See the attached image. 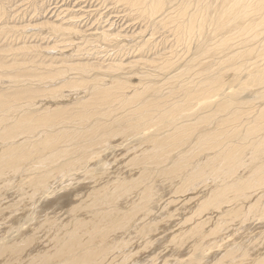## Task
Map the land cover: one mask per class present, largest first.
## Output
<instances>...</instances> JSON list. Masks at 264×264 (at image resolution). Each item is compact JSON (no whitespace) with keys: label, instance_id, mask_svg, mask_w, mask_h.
<instances>
[{"label":"bare ground","instance_id":"bare-ground-1","mask_svg":"<svg viewBox=\"0 0 264 264\" xmlns=\"http://www.w3.org/2000/svg\"><path fill=\"white\" fill-rule=\"evenodd\" d=\"M12 1L0 0L2 184L16 181L19 191L28 200H34L36 195H42L45 200L63 188L59 186L61 183L49 182V179L55 176L67 179L71 175L67 183H74V178L80 174L88 178L91 164L94 170L98 168L95 165L101 166L106 174L110 169L105 170V166L124 156L132 157L129 165L142 164L147 174L154 171V175L156 172L158 178L166 181L165 186L147 184L142 194L138 193V202L131 203L127 198L136 179L133 172L121 176L124 180L114 181L113 188L94 190L96 217L90 226L85 219L78 220L74 216L77 220L68 229L70 225H54L52 221L57 222L58 216L50 219L46 215L44 223H35L31 233L41 229L53 231L55 251L43 256L29 251V264H264V225L258 224L260 229H257L263 236H252L257 230L249 222L255 217L256 221L264 220V0L98 1L99 4L104 1L106 5L109 1L122 6L127 21H132L133 25V30L124 37L122 31L121 34L111 31V22L101 25L104 27L99 30L90 27L92 30L82 32L76 27V14L69 11L42 17L41 30L31 32L29 24L23 26L24 23L18 24L17 17H9L11 7L7 6ZM87 25L89 27L90 23ZM142 28L144 32L151 29V32L169 34V38H163L170 42L165 55L158 57L156 51L144 55L147 51L144 48V54L141 50L135 57L124 48ZM141 37H137L142 41L140 49L145 43ZM102 42L116 54L104 51ZM87 45L91 46L87 48ZM104 52L105 57L102 56ZM209 61L214 65L207 66ZM148 66L155 72L145 70ZM160 72L163 76L158 81ZM46 79L52 82H43ZM44 92L56 95L51 99H58V103L41 100ZM113 138L124 143H113ZM142 143L150 144L152 152ZM119 146L124 151H117ZM86 161L89 162L87 167ZM164 164L167 169L162 168ZM42 169L45 176L39 178ZM26 172H30L32 178L24 181ZM76 174L78 176H73ZM26 187V191L30 187L33 189L24 193ZM165 188L168 190L166 196L175 195L173 189L185 196V205L178 207L165 195L160 196ZM250 190L257 192L255 197L250 196ZM151 198L155 200L150 201ZM175 199L172 198L173 202ZM158 201L166 205L160 208L166 215L170 211L173 217L182 208L191 213L180 222V231L171 239L147 235L150 233L147 228L139 232L146 224V217L156 210L150 205ZM239 202L242 207L237 209ZM189 205L193 206L188 209ZM223 206L234 209L224 212ZM44 208L38 212L35 207L28 212V218L36 214L42 216L47 211ZM232 217H242L240 231L243 236H227L233 242L228 245L219 235L228 234L226 230ZM196 218L205 219L196 222ZM152 220L151 225L157 221L156 218ZM31 233L30 236L29 233L28 236L21 234L19 244L31 242ZM123 233H127V238H123ZM82 236H87L86 241ZM5 240L2 236L0 256L6 258L10 253L5 264H17L23 248L15 242L4 243ZM149 249L151 254L146 255L148 252L144 251ZM212 250L218 253L222 250L221 256H211ZM206 251L211 255L201 256ZM187 255L190 256L184 258Z\"/></svg>","mask_w":264,"mask_h":264},{"label":"rangeland","instance_id":"rangeland-1","mask_svg":"<svg viewBox=\"0 0 264 264\" xmlns=\"http://www.w3.org/2000/svg\"><path fill=\"white\" fill-rule=\"evenodd\" d=\"M35 2V4H34V2ZM40 3H38V2ZM46 0H14V1H12V2H10V4H8V6L7 7H11V9H10V11H11V16H9V17H14L15 16V18L17 17V19H16V21H18L17 23L18 24H23V26L24 25H28L30 28H31V32H39L41 29H40V26L42 25V24H40V23H44L41 19H42V17H44L45 18V16L46 17H48L49 16V14L51 15V14H54V13H56V12H60V11H69V12H72V13H75L76 14V17H75V23H76V27L80 30H82V32H85L86 30L85 29H89L90 27L91 28H94V29H100V28H102V27H104V26H102L101 27V25H108V24H110V22H111V24L113 25L112 26V30L111 31H115L116 33H119V34H121V31H122V34H121V36L123 35V37L127 34V32H130L131 30H133V28H132V21H127V17H126V13L124 12V10H123V8H122V6L121 5H115V3H110L109 1H107L106 2V5H105V2L104 1H102L101 2V4H99V2H100V0H74V1H72V0H61V2H60V0H47L46 2H45ZM52 1V3H50V2ZM62 1H63V3H62ZM90 1V2H89ZM99 1V2H98ZM32 2H33V4H32ZM45 2V3H44ZM54 2V3H53ZM57 2V3H56ZM81 2V3H80ZM56 3V4H55ZM60 3H62V4H60ZM66 3V4H65ZM93 3V4H92ZM36 4L37 5H39V6H36ZM13 5V6H12ZM48 5V6H47ZM56 5V6H55ZM68 5V6H67ZM74 5V6H73ZM81 5V6H80ZM88 5V6H87ZM42 6V7H41ZM48 8H47V7ZM52 6V7H51ZM61 6V7H60ZM70 6H71V8H70ZM85 6V7H84ZM86 6H87V8H86ZM107 6V7H106ZM109 6H111V7H109ZM19 7V8H18ZM33 7V8H32ZM38 7V8H37ZM40 7V8H39ZM64 9H63V8ZM68 7V8H67ZM83 7V10L81 9ZM93 7H94V9H93ZM107 8V9H103V8ZM114 7V8H113ZM78 8V9H77ZM110 8V9H109ZM120 8V9H119ZM48 9H50L49 11H48ZM59 9V10H58ZM73 9V10H72ZM75 9V10H74ZM80 9V10H79ZM86 9V10H85ZM98 9V10H97ZM109 9V10H108ZM119 9V10H118ZM27 10V11H26ZM53 10H56V11H53ZM90 12H89V11ZM104 10V11H103ZM108 10V12H106ZM114 10V11H113ZM16 11V12H15ZM43 11V12H42ZM83 11H86V12H83ZM93 11V12H92ZM100 11V12H99ZM102 11H103V13H102ZM15 12V13H14ZM83 12V15L85 16H83L81 13ZM110 12V13H109ZM25 13H26V15L28 16H26L25 15ZM45 13H47V14H45ZM87 13V14H86ZM91 13V15H88V14H90ZM93 13V14H92ZM99 15H98V14ZM101 13H102V15H101ZM108 13V14H107ZM116 13V14H115ZM118 13V14H117ZM15 14V15H14ZM17 14V15H16ZM39 14V15H38ZM79 14V15H78ZM111 14H115L114 16L113 15H111ZM124 14V15H123ZM78 15V16H77ZM101 15V16H100ZM19 16V17H18ZM95 16V17H94ZM109 16H111L110 18H109ZM34 17V18H33ZM92 17V18H91ZM119 17V18H118ZM126 19H125V18ZM83 18H87V19H83ZM95 18V19H94ZM105 18H107V19H105ZM118 18V19H117ZM21 19H22V21H21ZM35 20V22H34V20ZM40 19V21H38ZM83 19V20H82ZM89 19V20H88ZM91 19V20H90ZM105 19V20H104ZM109 19V20H108ZM121 19H123V20H121ZM21 22H20V21ZM77 20H79L82 24H80V22L79 21H77ZM97 20V21H96ZM104 20V21H103ZM24 21H26V22H24ZM84 21V22H83ZM91 21H93V22H91ZM101 21H103V22H101ZM32 22H34L33 23V25L32 24H30V23H32ZM38 22V23H37ZM99 22V23H98ZM107 22V23H106ZM131 22V23H130ZM90 23V25H89V27H88V25L87 24H89ZM115 23H116V27H115ZM127 23V24H126ZM135 23H138L137 21L135 22ZM94 24V25H93ZM119 24V25H118ZM124 24V25H123ZM139 24V23H138ZM31 25V26H30ZM98 25H99V27H98ZM35 26V27H34ZM39 26V27H38ZM83 28H82V27ZM93 26V27H92ZM128 26V27H127ZM85 27V28H84ZM87 27V28H86ZM115 27V28H114ZM120 27V28H119ZM122 27V28H121ZM127 27V28H126ZM90 28V29H91ZM126 30H125V29ZM36 29V30H35ZM98 29V30H99ZM130 29V30H129ZM33 30V31H32ZM92 30V29H91ZM143 30V31H142ZM142 30L141 29H139L138 31H136L134 34H133V36L135 37V38H133L132 39V41H130L129 43H130V45H129V43H127L128 44V46L126 47H124V48H127V50H130L132 53H134V56L136 57L137 56V53H139V52H141V50H142V52H143V54H144V51L145 50H147V51H149V48H151V50L149 51V52H147V51H145V54L144 55H152L153 54V52H157L158 53V57L159 56H161V55H165V52H166V50H167V48L169 47V45H170V42H167L165 39H163V38H169V34H165L164 32V34H162L161 32H151V29H147L145 32H144V29L142 28ZM42 31H44V29H42ZM119 31V32H118ZM148 31V32H147ZM92 32H94V31H92ZM144 32V33H143ZM126 33V34H125ZM141 33V34H140ZM152 36H150V35ZM154 34H156V35H154ZM148 35L150 36L149 38H148ZM161 35V36H160ZM141 37L142 39L144 38V40H145V43H144V47H141V49H140V45L142 44V41H138V39L139 38H137V37ZM144 36V37H143ZM147 36V37H146ZM154 36V37H153ZM163 36V37H162ZM137 38V39H136ZM146 38V39H145ZM154 38V39H153ZM159 38V39H158ZM160 39H161V41H160ZM133 40H134V42H133ZM141 40V39H140ZM148 40V41H147ZM150 40V41H149ZM157 40V41H156ZM147 41V42H146ZM149 42V44L148 45H146L147 43ZM152 42H157V43H152ZM134 43H136V44H138V47L137 46H135L136 44H134ZM159 43V44H158ZM161 43H163V44H161ZM169 43V44H168ZM102 44H104V46H102L103 47V49H104V51H106V52H109L110 54H116V52H115V50H113V49H110V48H108V47H106V43H103L102 42ZM126 44V43H125ZM157 44V45H156ZM89 46H91V45H87V48H89ZM131 46V47H130ZM132 46H134V47H132ZM162 46V47H161ZM163 46H164V48H163ZM166 46V47H165ZM129 47V48H128ZM155 47V48H154ZM162 49H161V48ZM144 48H147V49H145L144 50ZM157 49V50H156ZM108 50V51H107ZM113 50V51H112ZM161 50H163L162 52H161ZM111 51V52H110ZM134 51V52H133ZM106 52H104L103 54H102V56L103 57H105V55H106ZM161 54H160V53ZM154 58H156V57H152V59H154ZM114 60H116V59H114ZM114 60H112V61H114ZM127 60V59H126ZM139 60V59H138ZM137 60V61H138ZM146 60H148V59H146ZM124 61H125V59H124ZM130 60H127V62H129ZM126 62V63H127ZM139 62H141V58H140V60H139ZM138 62V63H139ZM140 64V63H139ZM211 64V65H210ZM212 65H214V64H212V62L211 61H209L208 62V64H207V66H212ZM136 67L138 66L139 67V65L136 63V65H135ZM182 66V65H181ZM137 67V68H138ZM141 68H142V66H141ZM146 69L145 70H148V72H155L154 70H152V69H150L149 68V66L148 67H145ZM215 68V67H214ZM155 69V68H154ZM233 75H235L234 73H232V76ZM162 76H163V73H159V78H158V81H159V79L160 78H162ZM228 76H231L230 74L228 75ZM132 77V76H131ZM200 77V76H199ZM241 77H244V75H242ZM202 78V77H201ZM157 79V78H156ZM48 82V81H51L52 82V79H46V80H44L43 82ZM133 84H135V82H132ZM165 92H168L167 90H165ZM42 94H44L43 95V97H42V99L41 100H43V99H45V103L47 102V103H50V102H56V103H58V99H51V97H55L56 95H54V94H51V93H47V92H44V93H42ZM181 99H183V97L181 96L180 97ZM59 103H61V102H59ZM50 111H52V109L50 110ZM25 136V135H24ZM29 137H32L31 135L29 136ZM33 140V138L32 139H30V142H33L32 141ZM111 141L113 142V143H117V144H121L122 142L124 143V141H122V140H120V139H118V138H113V139H111ZM143 144V143H142ZM141 144V145H142ZM32 145H33V143H32ZM32 145L30 146V148L28 149L29 151L31 150V147H32ZM150 145V144H149ZM149 145H146V144H143L142 146L144 147L145 146V148L146 149H149V151H151L152 152V150L153 149H151V147L149 146ZM150 147V148H149ZM117 151H124L123 150V147L122 146H119L118 148H117ZM160 151V150H159ZM159 151H157V152H159ZM125 158V160L124 159H120L122 162H119L120 160L118 159V161H116L115 163L113 162V163H111V164H108V165H106L105 166V170H109L106 174H104V172H102L103 171V168L100 166V168H101V170H100V168H99V166H96L95 165V168H97L96 170H94V164H91V166L89 167V170H90V172H91V174L94 172L95 173V176H94V173L91 175L90 173H89V176H91V177H89L88 176V178H86V177H81L82 175L80 174H78V172H77V174L79 175H73V176H78V178L77 177H73L72 176V178H74V181L76 182H70V183H67V180L70 178V176L71 175H69L68 176V178L67 179H56V176H55V179H49L48 181L49 182H52L53 180L54 181H57V182H59V183H61L59 186L60 187H63L62 189H60L59 191L57 190V192L56 193H54L51 197L49 196L47 199H45L44 200V198L42 197V195H36L34 198L36 199H32V200H28V198H27V196L26 195H24V194H21V192L19 191V183L18 182H13V183H10L9 185H3L2 184V182H1V180H0V186L1 187H3L2 189H1V187H0V216L3 218V220H2V218L0 219V231H1V233H0V240H1V238H2V236L5 238L6 237V240H5V242L4 243H11V244H13V242H15L16 243V245L18 246V247H21V251H22V256H21V258H20V260L18 261V263L17 264H29V260H30V253L31 252H33L32 254H36V255H38V254H41V256H43L44 254H47V253H53L54 251H55V247H54V243H53V235H52V233H53V231L51 232V231H48L47 229H44V230H40L39 232H36V233H38V236H37V234L36 233H31V230H32V232L35 230V226H36V224H38V223H44V221L47 219V216L51 219L52 217L54 218H56V216H58L57 218H58V221L57 222H54V221H52L53 223H54V225H56V226H61V225H63L62 227H64L65 225H70L71 227H68V229L69 228H72L73 227V223H74V221H76L77 219L78 220H83V219H85L86 220V223L90 226L91 224H93V222H94V218L96 217H94V204H93V202H94V198H92L93 196H94V194H92V193H94L96 190H100L101 191V189H103V188H113V187H115L116 185V183L114 182V181H117V179L119 180V179H122V180H124L125 178L124 177H121V176H124L125 174H127V175H130L132 172L134 173L133 174V177L135 176L136 177V179L139 181H136V179L135 180H133V182H132V184H131V186H133V187H131L130 189H132V190H128L130 193H129V197L127 198L128 200H129V202L131 203V202H138V201H136L137 199L136 198H139V196H138V193L140 192L141 194H142V191H143V187L145 186V188H146V186H147V184H150L151 186H153L155 183H159V184H162L163 186H165L166 185V181H165V179H163V178H161V177H157V174H156V172H155V175L153 174L154 173V171H152L151 173H149V174H147L146 173V171H144V169H143V165L142 164H139V165H129V161L131 160L130 158H132V157H128V156H124ZM264 159V158H263ZM65 160V158L63 157L62 158V161H64ZM100 161V160H99ZM99 161H97V162H99ZM125 161V162H124ZM33 162V161H32ZM23 163H24V161H23ZM35 163V162H34ZM36 164V163H35ZM86 167L87 166H89V162H87L86 161ZM117 164H119V165H117ZM121 164V165H120ZM127 164V165H126ZM114 165V166H113ZM116 165V166H115ZM129 165V166H128ZM110 166H111V168H110ZM120 166V167H119ZM125 166V167H124ZM129 167V169L131 168V170H129V169H126V167ZM113 167H115V169L113 168ZM124 167V168H123ZM162 168H166L167 169V165L166 164H164V166H162ZM44 169L45 170H47L45 167H44ZM44 169H42L41 171H40V173H39V178H42L43 176H45V173H44ZM113 169V170H112ZM118 169V170H117ZM120 169V170H119ZM123 169V170H122ZM33 170V169H32ZM92 170H93V172H92ZM117 170V171H116ZM125 170H126V172H125ZM137 170H138V172H137ZM96 171V172H95ZM36 172H39V171H36ZM112 172H113V175H112ZM119 172V173H118ZM128 172V173H127ZM130 172V173H129ZM137 172V173H136ZM122 173H124V174H122ZM103 174V175H102ZM109 174V175H108ZM116 174V175H115ZM119 174V175H118ZM141 175V178L139 177V175ZM183 174H186V173H183ZM31 174H30V172H26L25 174H24V176H23V178H24V181H25V179L27 178V180H29V179H31L32 177L30 176ZM116 176V177H115ZM138 176V177H137ZM153 178H152V177ZM156 176V177H155ZM99 177H100V179H99ZM103 177V178H102ZM104 177H107V178H105L104 179ZM109 177H110V180H109ZM115 178L114 180L112 179V178ZM120 177V178H119ZM129 177V179L130 178H132L131 176H128ZM143 177V178H142ZM146 177H149V180H147L148 178H146ZM76 178H77V180H76ZM95 178V179H94ZM103 180H102V179ZM124 178V179H123ZM80 179V180H79ZM97 179H99V180H97ZM60 180H62V181H60ZM63 180H66V181H63ZM79 180V181H78ZM84 180V181H83ZM151 180V181H150ZM156 180H157V182H156ZM80 181H82V182H80ZM88 181V182H87ZM101 181V182H100ZM104 181H106L105 183H104ZM143 181V182H142ZM145 181V182H144ZM146 181H148V182H146ZM150 181V182H149ZM165 181V182H164ZM67 184H66V183ZM77 182H79V183H77ZM89 182H90V184H89ZM97 182H98V184H97ZM104 184H103V183ZM109 182V183H108ZM114 182V183H113ZM137 182V183H136ZM81 183V184H80ZM101 183V184H100ZM112 183H113V185H112ZM137 184L136 186H135V184ZM139 183V184H138ZM45 184V183H44ZM63 184H64V186L65 187H68V188H65L64 186H63ZM77 184V185H76ZM84 184V185H83ZM100 184V185H99ZM109 184H110V186L111 187H109ZM141 184V185H140ZM12 185H14L13 186V188H10V187H12ZM16 185V186H15ZM72 185V186H71ZM98 185V186H97ZM140 185V186H139ZM184 186V185H181V184H178L177 186ZM80 186V187H79ZM103 186V187H102ZM177 186H174V187H176L177 188ZM54 187H58V186H56V185H54ZM100 187H101V189H100ZM137 187V188H136ZM202 187V186H201ZM200 187V188H201ZM16 188V189H15ZM33 189V187H30V188H28V190L26 191V189H27V187L25 188V191H24V193H29V192H31V190L30 189ZM135 188V189H134ZM211 188H213V186L211 187ZM11 189V190H10ZM18 189V190H17ZM64 189V190H63ZM75 189V190H74ZM137 189H138V191H137ZM5 190V191H4ZM95 190V191H94ZM141 190V191H140ZM174 191H175V195H172V196H166V194H167V188H165L164 189V191H162L163 193L160 195V196H163V195H165V197L166 198H169V200H170V202L171 203H173V205H176V206H178V207H183V205H185V202H187L186 201V197L184 196L183 197V195H181V194H179L177 191H176V189H173ZM7 191H8V193H7ZM10 191V192H9ZM61 191H63V192H61ZM66 191V193H64ZM74 191V192H73ZM94 191V192H93ZM166 191V192H165ZM5 192V193H4ZM58 192L59 193H61V195L60 194H58ZM70 192V194H68ZM13 193V194H12ZM18 193V194H17ZM19 193H20V195H19ZM62 193H64V194H62ZM90 193V195L88 196V194ZM248 193L250 194V196L252 195V197L254 196V195H256L257 194V192H255V191H252V190H250V191H248ZM8 194V195H7ZM15 194H17V196L19 197H17ZM136 194V195H135ZM132 195V196H131ZM6 196V197H5ZM12 196V197H11ZM15 196V197H14ZM24 196V197H23ZM42 198H41V197ZM143 196V195H142ZM23 197V198H22ZM255 197V196H254ZM14 198V199H13ZM21 198V200H19ZM38 198H39V201H38ZM172 198L174 199V198H176L175 200H174V202H173V200H172ZM183 198H185V199H183ZM3 199V201H1ZM80 199V200H79ZM90 199V200H89ZM93 199V200H92ZM44 200V201H43ZM56 200H57V203H56ZM153 200H155L154 198H151V200L150 201H153ZM179 200V201H178ZM8 203H7V202ZM12 201V202H11ZM29 201V202H28ZM43 201V202H42ZM77 201V202H76ZM90 201V202H89ZM92 201V202H91ZM2 202V203H1ZM16 202V203H15ZM35 202V203H34ZM40 202V203H39ZM169 202V201H168ZM183 202V203H182ZM5 203H7L6 205L7 206H5ZM29 205H28V204ZM46 203V204H45ZM50 203H52L53 204V206H51V204ZM164 202L163 201H158V202H154L153 204H151L150 206L153 208V209H156L153 213H152V215L151 216H148V217H146V219L144 220V222L146 223V224H143L141 227H140V229L141 230H139V232L140 231H145V229H146V231L147 232H150V233H148L147 235H150V236H153V235H151V234H154V236H163V237H168L169 239H171L172 238V235L174 236L175 234H177L180 230V222L183 220V219H185V217H187L189 214H191V213H187V212H185L184 210H183V208L182 209H180L178 212H177V214H179V216H177V214L176 215H174L173 217L170 215V211H168L167 212V215H166V211L165 210H161L160 208H162V207H164V206H166V205H162ZM167 203V201H165V204ZM4 205L3 207H2V205ZM17 204V205H16ZM20 204V205H19ZM40 205V206H38V205ZM48 204H50L49 206H48V208H47V205ZM81 204V205H80ZM14 207H13V206ZM18 206V207H17ZM29 208H27V207ZM31 206V207H30ZM54 206H56V207H54ZM88 206V207H87ZM193 205H189V206H187V208L189 209L190 207H192ZM17 209H16V208ZM24 207H26L25 208V211H23V209H24ZM36 207V209H38V212H40V210L39 209H42V207H45L44 208V210H46V208H47V211H45V213L44 214H42V216H39L38 214H36V216L34 215H32V216H30V218H28L29 217V213L28 212H31V210H33L34 208ZM54 207V208H53ZM226 207H228V206H223L222 208H224V212L225 211H228V210H233L234 208H233V206H232V208L231 209H229V208H226ZM242 207V202H239V204L236 206V208L237 209H239V208H241ZM19 208V209H18ZM33 208V209H32ZM7 209V210H6ZM15 209V210H14ZM49 209V210H48ZM81 209V211H79V210ZM11 210V211H10ZM13 210V211H12ZM29 210V211H28ZM35 210V209H34ZM70 210V211H69ZM195 210V209H194ZM194 210H191V211H194ZM10 211V212H9ZM17 211H19L18 213H17ZM72 211V212H71ZM74 211V212H73ZM183 211V212H182ZM223 211V210H222ZM2 212H5V213H2ZM15 212V213H14ZM44 212V211H43ZM70 212V213H69ZM156 212H159V213H156ZM14 214V215H13ZM74 214V215H73ZM161 214H162V216H163V218H161L162 216H161ZM216 214L217 213H215L214 215H213V218L216 216ZM8 215H10V216H8ZM38 215V216H37ZM47 215V216H46ZM166 215V216H165ZM12 216V217H11ZM74 216H76L77 217V219L75 218V219H73V217ZM184 216V217H183ZM236 215H234L233 217H235ZM11 217V218H10ZM46 217V218H45ZM151 217H152V219L154 220L155 218L157 219V221L156 222H158L157 224H155V223H152V225H151ZM155 217V218H154ZM168 217H171V218H168ZM182 217V218H181ZM232 217V220L229 222V224H228V229L226 230L227 232L226 233H228V234H222V235H219V236H223V239H224V242H226V244H230V243H233L232 241H230V240H232L231 239V237L230 238H228L227 236H243V234L241 233V231H240V229H242V225H241V223L243 222L242 221V217H241V219L239 218V217H237V218H233ZM26 218V219H25ZM36 220H34V219ZM37 218V219H36ZM60 218V219H59ZM148 218V219H147ZM150 218V219H149ZM207 218V217H206ZM224 218H226V214H225V216H224ZM223 218V219H224ZM30 219V220H29ZM205 218H203V219H200V218H196V222H198V221H200V220H204ZM24 220H27V221H24ZM31 220H33V221H31ZM54 220V219H53ZM60 220V221H59ZM71 220V221H70ZM152 220V221H153ZM194 220V222H195V218L193 219ZM238 220V221H237ZM240 220V221H239ZM257 219H256V217L254 218V219H252L251 221H249L250 222V224H252V227L255 229V230H257V229H260V225H258V224H263L264 225V220H258V221H256ZM3 221V222H2ZM170 221V222H169ZM245 221V220H244ZM25 222H27V223H25ZM38 222V223H37ZM68 222V223H67ZM72 222V223H71ZM143 222V223H144ZM31 223V224H30ZM36 223V224H35ZM169 223V224H168ZM235 223V224H234ZM240 225H239V224ZM11 224V225H10ZM34 224V225H33ZM163 224V225H162ZM232 224V225H231ZM238 224V225H237ZM3 227H2V226ZM10 225V226H9ZM31 225H33V227L31 226ZM155 225H156V227H155ZM262 225V226H263ZM158 226V227H157ZM162 226V227H161ZM240 226V227H239ZM255 226V227H254ZM19 227L21 228V229H19ZM151 227V228H150ZM153 227V228H152ZM247 227H248V224H247ZM23 228H25V229H23ZM155 228H156V230H155ZM158 228H160V229H158ZM162 228V229H161ZM9 229V230H8ZM13 229V230H12ZM17 229H19V231L17 230ZM135 229H137V228H135ZM144 229V230H143ZM12 230V231H11ZM152 230H154L155 232H156V234H155V232L154 231H152ZM8 231V232H7ZM20 231H21V233H20ZM136 231V230H135ZM151 231H152V233H151ZM230 231V232H229ZM17 232H19L18 234L20 235H18L17 234ZM41 232V233H40ZM161 232V233H160ZM174 232H176V233H174ZM256 232H258V233H256ZM25 233V234H24ZM29 233V234H28ZM30 233L31 234H33V240L31 241V242H29V243H31V245L28 243V244H19L20 243V240L22 239V236H30ZM136 233H138V232H136ZM250 233H251V231H250ZM14 234H16V235H14ZM21 234H24V235H22L21 236ZM28 234V235H27ZM2 235V236H1ZM17 235H18V237H17ZM43 235V236H42ZM179 235V234H178ZM225 235V236H224ZM251 235L252 236H263V233H260L258 230L257 231H254L253 233H251ZM14 236V237H13ZM122 236H123V238H127V233H123L122 234ZM8 237H9V239H8ZM11 237V238H10ZM48 237V238H47ZM63 237V236H62ZM15 238V239H14ZM64 238V237H63ZM82 238L83 239H85V241H86V239H87V236H82ZM227 238V239H226ZM20 239V240H19ZM235 239H236V237H235ZM8 240H14V241H8ZM17 240V241H16ZM52 240V241H51ZM33 242V243H32ZM160 242H162V241H160ZM51 243V244H50ZM162 243H164V242H162ZM33 244H34V246H33ZM22 246H24V247H22ZM41 246V247H40ZM48 246V247H47ZM31 247V248H30ZM40 247V248H39ZM50 248V249H49ZM49 249V250H48ZM32 250H34V251H32ZM46 250V251H45ZM51 250V251H50ZM29 251H30V253H29ZM36 251V252H35ZM43 251V252H42ZM50 251V252H49ZM150 251H152L151 249H149V251L147 250V251H144V253H147L146 255H150L151 254V252ZM208 252V253H207ZM220 252H222V250L220 251ZM219 252V253H220ZM43 253V254H42ZM211 254H209V251H206L203 255H201V256H204V255H206V254H209V255H211V256H218L219 255V257L221 256L219 253H218V250H212L211 252H210ZM9 255H10V253H8V255H7V257H9ZM191 255V254H190ZM190 255H187V256H184V258L186 257H189ZM3 256V255H2ZM200 256V257H201ZM5 258V256L4 257H1L0 256V264H5V262L7 263V259L8 258ZM25 257H26V259H25ZM29 257V258H28ZM23 259H25V260H23ZM28 260V261H27ZM158 260H159V258H158ZM170 260V259H169ZM21 261H22V263H21ZM24 261V262H23ZM25 262H27V263H25ZM160 262V260L158 261V263ZM10 264H12V263H10ZM14 264V263H13Z\"/></svg>","mask_w":264,"mask_h":264}]
</instances>
